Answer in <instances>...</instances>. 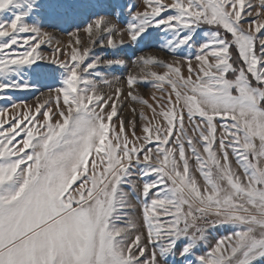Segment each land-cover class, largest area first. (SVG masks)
<instances>
[{"label":"snow or ice","instance_id":"obj_1","mask_svg":"<svg viewBox=\"0 0 264 264\" xmlns=\"http://www.w3.org/2000/svg\"><path fill=\"white\" fill-rule=\"evenodd\" d=\"M4 12L0 264H264V0Z\"/></svg>","mask_w":264,"mask_h":264},{"label":"rangeland","instance_id":"obj_2","mask_svg":"<svg viewBox=\"0 0 264 264\" xmlns=\"http://www.w3.org/2000/svg\"><path fill=\"white\" fill-rule=\"evenodd\" d=\"M34 16L40 17L38 22L40 23L42 27L45 28V30L53 32V34L56 35L59 39H62L65 41L68 39V36L62 34L61 32H71L77 27L82 28L84 24L87 22L86 18L78 17V16L62 17L60 15L49 14V13H37V14H34ZM0 18L11 20L12 15L9 12H4L2 15H0ZM32 19H33L32 17H29L30 21ZM146 51H154V50H146ZM123 54L125 55L126 58L130 60L135 55H139V51L135 49L134 47L125 46V51ZM157 54L160 56L166 57V54L163 52H159ZM129 66L131 67V62H129ZM31 91H35V89ZM13 99L30 100L31 95L29 92L16 93Z\"/></svg>","mask_w":264,"mask_h":264}]
</instances>
